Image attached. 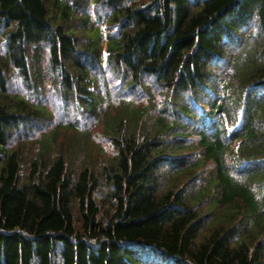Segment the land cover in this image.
<instances>
[{"label":"trees","instance_id":"trees-1","mask_svg":"<svg viewBox=\"0 0 264 264\" xmlns=\"http://www.w3.org/2000/svg\"><path fill=\"white\" fill-rule=\"evenodd\" d=\"M0 35V264H264V0H0ZM45 92L72 134L23 170Z\"/></svg>","mask_w":264,"mask_h":264},{"label":"rangeland","instance_id":"rangeland-1","mask_svg":"<svg viewBox=\"0 0 264 264\" xmlns=\"http://www.w3.org/2000/svg\"><path fill=\"white\" fill-rule=\"evenodd\" d=\"M1 37V35H0ZM1 44V42H0ZM0 48L3 50V43L0 46ZM224 60V59H223ZM221 63H223L221 61ZM227 66V64H222L219 65L217 67L218 74H223L222 71L223 69ZM220 67V68H219ZM231 69V68H228ZM233 70V69H231ZM12 74H14L13 77H10V80H12V84H10V88H13L14 85V79H18L17 77H15V72L13 71ZM113 83H115V81H113ZM51 97V96H50ZM43 99L45 101H50L48 103V109L51 111V113L46 115V119H40L39 121L35 122L34 126L29 130V131H24L25 134H27L23 140V142H19V141H13L11 146L13 148H17L18 146L20 147V161H21V167L23 170H27L30 160L32 159V157L34 156L35 153L38 152L39 149V141L40 139L44 136V135H48L51 131H53L55 129V127H59L60 125H66L69 122V117L73 118L76 114L75 110L76 108L74 107V105L72 104H67L64 105L62 103V99H56V101H53V104L51 103V101L53 100L52 97L51 99H49V93L45 92V95L43 97ZM110 101L113 102H117L116 99L114 98H109ZM232 113L234 114V117L237 114V110L238 107H236L235 105L232 106ZM115 110H112V113H114ZM50 115V116H49ZM233 117V118H234ZM84 123H86V126L80 129H84L86 130V132H88L90 134L89 136V141L87 144V150L86 152L90 153L93 159L95 160L93 166H96V170L98 169V166L100 164H103L104 162H106L108 160V158L112 157L114 155L113 150L111 149V147H109V144L107 143V139H105V134L103 132V128L101 126V123H94V116L93 115H89L88 118L86 119V121H82ZM227 126V124H226ZM29 133V134H28ZM72 134L71 129H69L68 127H59L57 129V137H58V142H62V141H66L67 138H64L65 136H69ZM99 148H103L104 149V153L102 155H97L95 154L96 151ZM56 154H59L58 151H50L47 156H48V160H51L50 158L55 157ZM84 156V154H83ZM83 158V157H82ZM78 166H80V162H77ZM211 163L209 162V164L206 165V169L207 171H209L211 169ZM203 178H207V175H203ZM197 182H194V185H192V189H197L200 185V181L196 180ZM206 183V182H205ZM199 206V205H198ZM211 215H208L206 222L204 224V230L201 232V234L203 232H205V230L210 229V224H211V220H212Z\"/></svg>","mask_w":264,"mask_h":264}]
</instances>
